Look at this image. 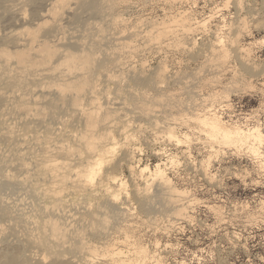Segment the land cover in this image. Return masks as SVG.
I'll list each match as a JSON object with an SVG mask.
<instances>
[{"label":"rangeland","instance_id":"rangeland-1","mask_svg":"<svg viewBox=\"0 0 264 264\" xmlns=\"http://www.w3.org/2000/svg\"><path fill=\"white\" fill-rule=\"evenodd\" d=\"M0 72V258L54 262L60 214L64 258L122 250L82 264H264V0H0Z\"/></svg>","mask_w":264,"mask_h":264},{"label":"bare ground","instance_id":"bare-ground-1","mask_svg":"<svg viewBox=\"0 0 264 264\" xmlns=\"http://www.w3.org/2000/svg\"><path fill=\"white\" fill-rule=\"evenodd\" d=\"M22 1V0H21ZM61 1V0H60ZM82 4V3H81ZM91 5L90 6H92V3H90ZM94 5V4H93ZM65 6V5H64ZM99 6V5H98ZM86 7V6H85ZM9 8V7H8ZM91 8V7H90ZM97 8V7H96ZM22 12V11H21ZM58 12H60V11H58ZM57 12V13H58ZM57 13H56V15H57ZM18 14V13H17ZM22 15H23V13H22ZM59 15H60V13H59ZM59 15H58V17H59ZM38 21V20H37ZM53 21V20H52ZM34 23V22H33ZM193 24H195V22H192ZM191 23V24H192ZM192 24V25H193ZM192 25H190V23H189V26H191L192 27ZM185 26V25H184ZM201 26V25H200ZM186 27L188 28V26L186 25ZM184 28V27H183ZM190 28V27H189ZM52 30V29H51ZM68 30V29H67ZM188 29H186L185 28V31H187ZM196 30V29H195ZM195 30H191V32H194ZM16 31V30H15ZM189 31V33H191L190 32V29L188 30ZM17 32V31H16ZM14 33V31L11 33V34H13ZM10 34V33H9ZM21 34H22V32H21ZM35 34V33H34ZM192 34V33H191ZM14 35V34H13ZM24 35V34H23ZM159 35V34H158ZM161 35V34H160ZM9 36V35H8ZM11 36V35H10ZM17 36H19V35H17ZM44 36V35H43ZM15 37V36H14ZM13 37V38H14ZM20 37V36H19ZM12 38V39H13ZM7 39V38H6ZM221 39V38H220ZM8 40V39H7ZM214 41V40H213ZM218 42V41H217ZM221 44V43H220ZM219 45V44H218ZM225 45V44H224ZM218 48H220V47H218ZM216 49V48H215ZM220 49H222V47L220 48ZM224 50V49H223ZM227 50V49H226ZM1 55L2 56H9L8 55V52H1ZM70 56H72L73 54L71 53V54H69ZM50 56V55H49ZM49 56H46V57H49ZM69 56V57H70ZM52 57V56H51ZM68 57V56H67ZM73 57V56H72ZM223 58V57H222ZM66 59V58H65ZM17 62V61H16ZM31 59L28 57H26V56H24L23 58H22V65L24 66V67H27V66H31ZM47 62V61H46ZM223 65V64H222ZM5 66V65H4ZM23 67V68H24ZM2 68V67H1ZM4 68V67H3ZM7 68V67H6ZM5 69V68H4ZM10 69V68H9ZM2 71H3V69H2ZM6 71H7V69H6ZM9 71H11V70H9ZM12 72V71H11ZM1 73H3V72H0V74ZM5 73H7V72H5ZM8 74V73H7ZM24 77V76H23ZM13 83V87L15 88L16 87V85H17V83L18 82H16L15 80H14V77H13V75H6V74H4V75H2V76H0V89H4V86H2V85H10V84H12ZM16 84V85H15ZM9 89H12V87L10 88V86H9ZM13 90V89H12ZM215 120V119H214ZM217 120V119H216ZM205 121V120H204ZM29 122V121H28ZM201 122H202V120H201ZM15 124H16V121L14 122ZM27 123V122H26ZM204 123V122H203ZM14 124V125H15ZM25 124V123H24ZM209 124V123H208ZM214 124H216V123H214ZM219 124L220 123H218V125L216 124V125H214V126H219ZM13 125V124H12ZM14 125L13 126H11V128L13 127V128H16V126L14 127ZM17 125V124H16ZM224 125V124H223ZM6 127V126H5ZM4 127V128H5ZM8 127V126H7ZM202 127V126H201ZM220 127V126H219ZM209 128V127H208ZM225 128V127H224ZM223 128V126H221V129H224ZM5 129H7V128H5ZM17 129V128H16ZM51 129V128H50ZM207 129V128H206ZM19 130V129H18ZM22 130V129H21ZM21 130H19V131H21ZM52 130V129H51ZM211 130V129H210ZM255 129H253L251 132H249L250 134H247L246 132V136H248V135H250V136H255V137H251V138H253V139H255V140H257L258 142L261 140V136H260V134H258L259 132L257 131V129L255 130L256 132H258V133H256L255 131H254ZM207 131V130H206ZM240 131V130H239ZM16 132V131H15ZM39 132V131H38ZM52 132H55V131H52ZM51 132V133H52ZM222 132H226L225 134L224 133H222V135L224 134L225 136H223V138L224 137H227L226 136V134H228V133H230V132H228V131H226V130H223ZM243 132V131H242ZM254 132V133H253ZM17 133H20V132H17ZM16 133V134H17ZM172 133V132H171ZM212 133H214V132H212ZM240 133H241V131H240ZM240 133H236V135H241V136H243L244 138H246V136H244L245 134H244V132H243V134H240ZM252 133H253V135H252ZM4 134H6V137H9V138H11V137H13V138H15V134L14 133H12L11 131H7L6 133H4ZM20 134H22V133H20ZM30 134V133H29ZM55 134H56V132H55ZM216 134V133H215ZM220 134H221V130H220ZM23 135V134H22ZM230 135L231 134H229V137H230ZM35 136V135H34ZM175 136V135H174ZM22 137L23 136H19L18 138H15V139H19V143L17 144V146L15 147V148H13V146H12V148H11V150H10V154H9V156L11 155V156H14V153L16 152H18V147H20L19 146V144L21 145L22 144V142H24V141H22L23 139H22ZM42 137V136H41ZM51 137H53V136H51ZM56 137H58V136H56ZM232 137V136H231ZM230 137V138H231ZM2 138V137H1ZM25 138H26V136H25ZM31 138V137H30ZM36 138H38V137H36ZM60 138V137H59ZM178 138V137H177ZM39 139V138H38ZM57 139V138H56ZM224 139H227V138H224ZM0 140H2V139H0ZM4 140V139H3ZM31 140H32V138H31ZM53 140V139H52ZM55 140V139H54ZM53 140V141H54ZM59 140H65V138H63V139H59ZM35 141V140H34ZM42 141H43V139H42ZM41 141V142H42ZM47 141H49V140H47ZM57 141H58V139H57ZM55 142V147H56V141H54ZM5 142H3V144H4ZM34 143V142H33ZM57 143H59V142H57ZM77 143V142H76ZM30 144V143H29ZM38 144V143H37ZM51 144H53V142L51 143ZM51 144H49V145H51ZM23 145V144H22ZM21 145V146H22ZM35 145V144H34ZM39 146H40V144H38ZM28 145H25V147H24V145H23V147L25 148V149H30L29 147H27ZM43 146H45V144H43ZM23 147H21V149L23 148ZM27 147V148H26ZM50 147H52L53 148V146H50ZM10 148V147H9ZM23 148V149H24ZM34 148V147H33ZM44 149H42V152L44 151V150H46L47 149V151H48V146L46 145V147H43ZM51 148V149H52ZM4 149H6V148H4ZM7 149H8V147H7ZM21 149H19V150H21ZM24 149V151L22 150L21 152L19 151V153H17V154H20V153H23V152H25V154L26 153H29V151L27 152L26 150ZM27 149V150H28ZM32 149V148H31ZM50 149V148H49ZM50 149V150H51ZM54 149H56V148H54ZM33 150V149H32ZM35 150V149H34ZM38 150V149H37ZM36 150V152H38ZM46 151V152H47ZM32 152V151H31ZM34 152V151H33ZM64 152V151H63ZM7 151L6 150H3L2 148H1V146H0V161L2 162V161H4L5 162V160L7 159V160H10L11 161V159L7 156ZM40 153V152H39ZM101 153V152H100ZM16 154V155H17ZM31 154V153H30ZM33 154V153H32ZM32 154L30 155V156H32ZM36 154V153H35ZM41 154V153H40ZM39 154V155H40ZM16 155H15V157H16ZM23 155V154H22ZM37 155V154H36ZM42 155V154H41ZM100 155V154H99ZM17 156H19V155H17ZM26 156V155H25ZM30 156H29V158H30ZM45 156H46V153H45ZM44 155L42 156L43 158H39L40 160H41V166H39V167H41L38 171L37 170H34L35 172H36V174L35 175H44V176H46L47 177V180H48V182L45 184L47 187H46V191L50 194V192H52V188L54 187V188H56L55 186H57V188L59 187L60 188V190L62 189H64V191L63 192H65V191H68L69 193H70V191L71 190H73L72 192H71V194H73L75 191V188L73 189V186L74 185H72L71 184V189H69V186H70V183L68 184V182H67V180H65L63 177L66 175V174H68V173H63L61 170H63L64 171V169H65V171H66V167L64 168V169H59L58 170V167L57 168H55V169H57V171L55 172V170L54 171H52L53 173H50L49 174V172L48 171H50L51 172V169L49 170L48 168V170H47V172L48 173H45V171H44V169H43V166H45V165H47V164H50V162H52L53 163V161H55L57 158H58V156L56 157V159L52 156H50L49 157V155H47L46 157H45ZM15 157H12V159L14 158L15 159ZM39 156H37L36 158H38ZM77 158H78V156H76ZM102 157V156H101ZM103 157H105L104 155H103ZM17 158V157H16ZM100 158V157H99ZM98 158V159H99ZM28 159V158H27ZM31 159V158H30ZM72 159H73V157H72ZM109 159V158H108ZM112 159V158H111ZM58 160H61L60 158L58 159ZM100 160H103V159H100ZM105 160V159H104ZM16 161V160H15ZM30 161V160H29ZM73 161L75 162V161H77L76 160V158H75V160L73 159ZM82 161V160H81ZM96 161H97V159H96ZM99 161V160H98ZM56 162H58V161H56ZM80 162V161H79ZM84 162V161H83ZM102 162V161H101ZM101 162H99V164L101 163ZM59 163V162H58ZM63 163V162H62ZM62 163H61V165H62ZM105 162H103V164H104ZM107 163V162H106ZM111 163H112V161H111ZM45 164V165H44ZM99 164H98V166H99ZM25 165V164H24ZM55 165H56V163H55ZM58 165V164H57ZM80 165H81V163H80ZM102 165V164H101ZM0 166H1V164H0ZM23 166V165H22ZM59 166V165H58ZM39 167H37V168H39ZM64 167V166H63ZM107 167V166H106ZM37 168H35V169H37ZM68 170H69V168H67ZM102 169L104 170V168H101V172H102ZM4 170V169H3ZM22 171H26V168L24 169V167L22 168ZM64 171V172H65ZM99 171V170H98ZM97 171V172H98ZM105 171V170H104ZM155 171V170H154ZM158 171V170H157ZM1 172V171H0ZM55 172V173H54ZM61 172L63 173V175L61 174ZM107 171H105V173H106ZM3 173V172H2ZM5 173V172H4ZM3 173V174H4ZM9 174V173H8ZM7 173H5V176L6 177H11L10 175H8ZM30 174V173H29ZM100 174V173H99ZM99 174H97V175H99ZM101 174H103V173H101ZM163 174V173H162ZM63 177H62V176ZM104 175V174H103ZM34 177V176H33ZM45 177V178H46ZM67 177L68 176H65V178L67 179ZM157 177V176H156ZM163 177V176H162ZM152 178V177H151ZM150 178V180H153V179H151ZM155 178V177H154ZM158 178V177H157ZM165 178V177H164ZM168 178V177H167ZM156 179V178H155ZM154 179V180H155ZM160 179H161V177H160ZM77 180H78V178H77ZM85 180V179H84ZM158 180V179H157ZM156 180V181H157ZM33 181H34V179H33ZM159 181V180H158ZM71 182V181H70ZM73 182V181H72ZM164 182V181H163ZM162 182V183H163ZM39 183V182H38ZM80 183V182H79ZM157 183V182H156ZM161 183V184H162ZM169 183V182H168ZM74 184V183H73ZM78 184V183H77ZM88 183H85V184H80V186H79V184L78 185H76V186H74V187H77V186H79V189H78V187L76 188V193H80V190H82V189H84L85 187H87L86 185H87ZM150 184V183H149ZM31 185V184H30ZM42 186H44L43 184H41ZM81 185H85V187L84 188H82V186ZM164 185V184H163ZM31 186H33V185H31ZM35 186H37V185H35ZM34 186V187H35ZM148 186V185H147ZM89 187V186H88ZM91 188V187H90ZM89 189V188H88ZM173 189H175V188H173ZM58 190V189H57ZM175 191V190H174ZM60 192V191H59ZM144 192V191H143ZM142 193V192H141ZM22 194V193H21ZM15 202V201H14ZM42 202V201H41ZM13 208H14V206H13ZM41 211V210H40ZM51 212V211H50ZM58 212V211H57ZM56 212V213H57ZM47 213V212H46ZM47 214H49V213H47ZM97 214V213H96ZM58 215H60V214H57L56 215V217H54V220H52L53 222H52V229H51V232H50V237L47 235V233L44 231V229L43 228H41V231H40V233L44 236V239H45V242H43V246H44V248L47 250V254H49V255H54V260L56 261V260H58V262H50L49 264H82L83 262H90V263H92V262H97L98 260H102V259H104L105 257H107L108 256V254H107V252H109V256H110V263H112V260L113 261H115L117 258H118V255H120L121 253H122V250H114V249H112L111 247H109V244L107 245V248H105L106 249V251L105 252H103V253H96V252H90V251H88V252H86L87 254H85V255H77V253H78V251H77V253H74L73 254V256H75V258L74 257H70V258H68V259H66V258H64L63 256H65L64 255V253L63 252H61L60 250H59V248H57V246H55L53 243H52V240H53V237L54 236H59L60 238H61V235H62V237H63V231L61 230L62 229V227H64L65 225H67L68 223H67V221H66V223H65V225H61L60 223H58V221L56 220V218L58 217ZM63 215V214H62ZM67 217H69L68 215H66ZM94 217L96 216L95 214L93 215ZM21 218V217H20ZM25 218H27V216L26 217H24V219ZM33 218V217H32ZM99 218H100V215H99ZM98 218V219H99ZM31 219V217H29V220ZM46 218H39L38 220H32V221H35V222H37L38 224H41V225H43V224H46L47 222H49V224H47V226L49 225L50 226V221H47V220H45ZM50 219V218H49ZM72 218L71 217H69V220L68 221H70ZM77 220V219H76ZM92 220V219H91ZM90 220V221H91ZM101 220V219H100ZM31 221V220H30ZM34 222V223H35ZM97 222V221H96ZM33 224V223H32ZM35 225V224H34ZM37 225V224H36ZM35 225V226H36ZM64 229V228H63ZM47 230V229H46ZM101 231V230H100ZM77 233V232H76ZM101 233V232H100ZM78 234V233H77ZM48 236V237H47ZM52 236V237H51ZM58 237V238H59ZM55 240V239H54ZM57 240V239H56ZM62 240V239H61ZM60 239H58V241L60 242L61 241ZM57 241V242H58ZM63 241V240H62ZM57 242H54V243H57ZM57 244H60V243H57ZM62 244L63 245H66V244H64L63 242H62ZM68 244V243H67ZM111 244V243H110ZM60 246V245H59ZM68 246V245H67ZM23 248V247H22ZM66 248V247H65ZM69 248V247H68ZM77 248V247H76ZM17 249V248H16ZM41 249V248H40ZM44 249V250H45ZM78 249H80L81 250V248H79L78 247ZM118 249V248H117ZM79 250V252H82V251H80ZM18 252H20L19 250H17ZM16 251V252H17ZM74 251H76V250H74ZM73 251V252H74ZM67 252H69L68 250H67ZM5 253V252H4ZM18 254V253H17ZM25 254V253H24ZM76 254V255H75ZM16 255V253L15 252H10V253H7V254H5L3 257H1L0 258V263L1 262H6L7 261V263H8V260H10V264H11V262L13 261V259H14V257H16L15 256ZM43 255V254H42ZM41 256V255H40ZM67 256V255H66ZM43 258L41 259V261H42V264H46L47 263V258L48 257H46L45 255H43L42 256ZM38 258V257H37ZM40 259V258H39ZM4 262V263H5ZM4 263H2V264H4ZM7 263H5V264H7ZM38 264V263H37ZM125 264H132V263H129V262H126Z\"/></svg>","mask_w":264,"mask_h":264}]
</instances>
